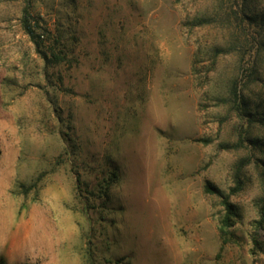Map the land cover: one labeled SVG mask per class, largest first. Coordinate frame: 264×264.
I'll return each mask as SVG.
<instances>
[{"label": "rangeland", "instance_id": "1", "mask_svg": "<svg viewBox=\"0 0 264 264\" xmlns=\"http://www.w3.org/2000/svg\"><path fill=\"white\" fill-rule=\"evenodd\" d=\"M232 14L264 41V0H0V264H264V49Z\"/></svg>", "mask_w": 264, "mask_h": 264}, {"label": "trees", "instance_id": "2", "mask_svg": "<svg viewBox=\"0 0 264 264\" xmlns=\"http://www.w3.org/2000/svg\"><path fill=\"white\" fill-rule=\"evenodd\" d=\"M245 15V13H244ZM29 14L27 12V10H24V14L22 17V26L24 31L28 34V36L30 37V39L32 40V42L34 43V45L36 46L37 50L40 51L41 49V45H42V41L39 39V35H37L29 20H28ZM245 17L249 20V23L251 20H253L252 16L247 17V15H245ZM227 20L231 23H233L234 26L238 27L239 29H241V31H243L244 36H245V46H250V48L254 47V44H257L260 49H264V41L261 40L257 43H254V40L249 39V31L248 29L244 28V20H243V16L239 17L236 14H232L231 16L228 15ZM43 56L45 57V53H43ZM113 177L116 178V174H113ZM206 190L208 192L214 191V189H212V187H210L209 185L206 186ZM106 191V189H105ZM222 204L224 206L225 209V215H224V219H223V223H222V227L221 230L222 232L224 231L225 227H228L230 225V219L232 217V215H234V210L232 207V204L229 202L228 196H225V198H223ZM226 242V238H223L222 240V244H224Z\"/></svg>", "mask_w": 264, "mask_h": 264}, {"label": "bare ground", "instance_id": "3", "mask_svg": "<svg viewBox=\"0 0 264 264\" xmlns=\"http://www.w3.org/2000/svg\"><path fill=\"white\" fill-rule=\"evenodd\" d=\"M36 229V228H35ZM40 231V230H39ZM32 233H33V231H32ZM25 237V236H24ZM39 237V236H38ZM35 239V238H34ZM39 239V238H38ZM30 240H32V239H30ZM39 240H41V239H39ZM38 241V240H37ZM31 242V241H30ZM42 242V241H41ZM45 242V241H44ZM38 244V243H37ZM30 246V245H29ZM33 247V246H32ZM30 248H31V246H30ZM37 248V247H36ZM39 248V247H38ZM37 248V249H38ZM31 250V249H30ZM33 251V250H32Z\"/></svg>", "mask_w": 264, "mask_h": 264}]
</instances>
